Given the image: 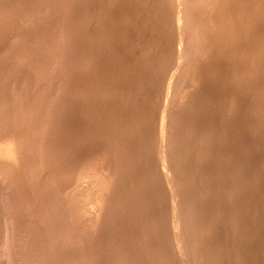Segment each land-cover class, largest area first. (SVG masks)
<instances>
[{
	"label": "rangeland",
	"instance_id": "rangeland-1",
	"mask_svg": "<svg viewBox=\"0 0 264 264\" xmlns=\"http://www.w3.org/2000/svg\"><path fill=\"white\" fill-rule=\"evenodd\" d=\"M0 264H264V0H0Z\"/></svg>",
	"mask_w": 264,
	"mask_h": 264
}]
</instances>
